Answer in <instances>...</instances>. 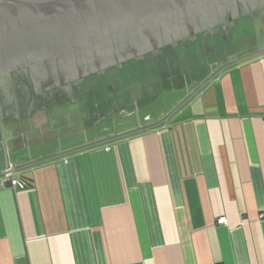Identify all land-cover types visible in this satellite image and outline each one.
I'll use <instances>...</instances> for the list:
<instances>
[{
	"label": "crops",
	"instance_id": "0c3cea01",
	"mask_svg": "<svg viewBox=\"0 0 264 264\" xmlns=\"http://www.w3.org/2000/svg\"><path fill=\"white\" fill-rule=\"evenodd\" d=\"M235 53L4 128L0 178L29 186L0 185V264H264V39Z\"/></svg>",
	"mask_w": 264,
	"mask_h": 264
},
{
	"label": "water",
	"instance_id": "95a60500",
	"mask_svg": "<svg viewBox=\"0 0 264 264\" xmlns=\"http://www.w3.org/2000/svg\"><path fill=\"white\" fill-rule=\"evenodd\" d=\"M217 14L236 17L234 0H0V80L28 69L45 88L62 87L192 35ZM0 134L5 148L1 124Z\"/></svg>",
	"mask_w": 264,
	"mask_h": 264
},
{
	"label": "flooded vegetation",
	"instance_id": "af4514ba",
	"mask_svg": "<svg viewBox=\"0 0 264 264\" xmlns=\"http://www.w3.org/2000/svg\"><path fill=\"white\" fill-rule=\"evenodd\" d=\"M234 7L236 17L231 20L229 15L218 14L215 18H209V22L199 20V29L192 35L188 33L177 37L174 43L165 42L156 51L151 49L137 59L130 58L119 66H110L100 73L87 74L81 80L69 81L62 87L57 84L45 88V83H37L28 69L23 75L10 74L0 80V124L3 130L37 112H49L71 104H84L88 98L106 101L112 94L122 96L126 93L125 87L136 82L128 77V68L154 64L161 66L163 62L171 70L184 69L186 79H191L192 65L210 68L211 65L218 64L222 54L235 51L239 39H246L243 42L245 45L251 46L256 42L258 44L264 39V0H234ZM206 57H211L213 61H205ZM115 76L118 78L116 86L111 85ZM116 90L119 92L114 93ZM108 106L107 102L95 109H109Z\"/></svg>",
	"mask_w": 264,
	"mask_h": 264
},
{
	"label": "trees",
	"instance_id": "16d2710c",
	"mask_svg": "<svg viewBox=\"0 0 264 264\" xmlns=\"http://www.w3.org/2000/svg\"><path fill=\"white\" fill-rule=\"evenodd\" d=\"M175 70L167 68L163 62L161 66L154 64L152 66L140 65L138 67L136 66L134 69L128 68V77L135 79L136 82L129 85L128 88L125 87V89H127V95L124 93L122 96L128 99L129 96H131L129 98H132L135 94L139 93L152 97L158 92V90L162 89L163 83H168L171 80L176 81L177 79L179 81L181 79L184 81L191 80L188 78L186 79L187 74L184 69H178V71ZM134 86L137 87V89H135ZM23 181L25 180L23 179ZM25 183L27 184L26 181ZM28 186L29 184H27V187Z\"/></svg>",
	"mask_w": 264,
	"mask_h": 264
},
{
	"label": "rangeland",
	"instance_id": "374dc122",
	"mask_svg": "<svg viewBox=\"0 0 264 264\" xmlns=\"http://www.w3.org/2000/svg\"><path fill=\"white\" fill-rule=\"evenodd\" d=\"M246 41V39H243L242 38V40L240 41V39H239V43L236 45V49H235V51H234V53L235 54H238V51L240 50V49H242L244 46H246L247 48H249V46L250 45H245L243 42H245ZM209 58H210V60H209ZM206 57L204 60L205 61H209V62H212L213 61V59H211V57ZM200 62H202L201 60H200ZM190 64H193V62H191ZM193 67V66H192ZM216 67H217V64H213V65H211V67L210 68H212V70H211V72L212 71H214V70H216ZM117 81H118V78H116V79H114L113 80V83H111V85L113 84V85H117ZM119 86H120V84H119ZM135 87V86H134ZM126 88H128V87H126ZM135 89H137V87H135ZM127 90V89H126ZM116 92H119V91H114V93H116ZM127 92V91H126ZM136 92V91H135ZM108 95V94H107ZM126 95H127V93H126ZM135 96V95H134ZM129 97H131V96H129ZM133 98V97H132ZM161 101H159L158 103H157V105H155V107L153 106V107H147V108H145V109H141V111L137 114V115H135L134 117H127V116H118L115 120H114V123H112V125H111V127H113V128H116V129H120V128H125V127H131L133 124H135V123H137V120H140V122H142L143 121V119H147L148 117H149V115L151 114V113H153V112H157L158 110H161V108H162V106H161ZM157 114V113H156ZM104 127V126H103ZM102 128V127H101Z\"/></svg>",
	"mask_w": 264,
	"mask_h": 264
},
{
	"label": "built area",
	"instance_id": "2783aa9c",
	"mask_svg": "<svg viewBox=\"0 0 264 264\" xmlns=\"http://www.w3.org/2000/svg\"><path fill=\"white\" fill-rule=\"evenodd\" d=\"M9 182L12 188H18V189H25L27 188V184L23 179L20 177V175L17 172H14L12 169L8 168L6 169L0 178V185L5 186V184ZM218 225H225L226 221L225 218H219L217 220Z\"/></svg>",
	"mask_w": 264,
	"mask_h": 264
}]
</instances>
